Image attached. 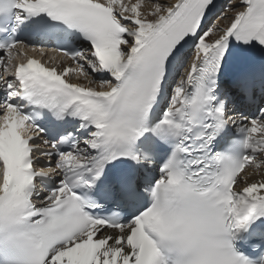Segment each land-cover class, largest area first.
<instances>
[{
  "label": "snow or ice",
  "instance_id": "6c2138e0",
  "mask_svg": "<svg viewBox=\"0 0 264 264\" xmlns=\"http://www.w3.org/2000/svg\"><path fill=\"white\" fill-rule=\"evenodd\" d=\"M213 7L0 0L13 32L34 20L45 38L86 42L56 47L72 62L60 69L13 64L29 45L0 43V264H264L238 246L264 244V106L230 114L217 83L249 48L264 51V0H228L215 15L223 27L208 20ZM233 83L246 103L264 96V71ZM71 120L78 128L62 126ZM230 126L229 154L213 153ZM108 205L134 211H89Z\"/></svg>",
  "mask_w": 264,
  "mask_h": 264
},
{
  "label": "bare ground",
  "instance_id": "6f19581e",
  "mask_svg": "<svg viewBox=\"0 0 264 264\" xmlns=\"http://www.w3.org/2000/svg\"><path fill=\"white\" fill-rule=\"evenodd\" d=\"M156 2H158V3H163V4H168V3H171L172 2V0H156ZM145 3H147V0H145ZM227 5V4H226ZM145 10H147V8L145 9ZM228 15L229 16H231L232 15V13H228ZM228 23V21L227 20H218L217 21V24L218 25H220V27H223L224 25H226ZM213 39L215 38V36H213L212 37ZM52 64H54L55 62H51ZM71 77H73V75L71 76ZM73 82L74 83H77V79L76 78H74L73 79ZM173 82H175V80L173 81ZM80 83H82V82H80ZM170 85V84H169ZM169 85H168V87H169ZM93 87H96V85H92ZM170 94V93H169ZM250 172L251 171H253V170H249ZM258 178V177H257Z\"/></svg>",
  "mask_w": 264,
  "mask_h": 264
}]
</instances>
